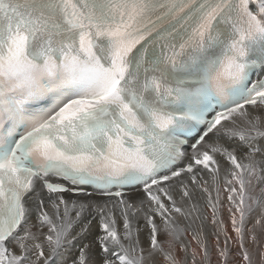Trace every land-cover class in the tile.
<instances>
[{"label":"snow or ice","instance_id":"obj_1","mask_svg":"<svg viewBox=\"0 0 264 264\" xmlns=\"http://www.w3.org/2000/svg\"><path fill=\"white\" fill-rule=\"evenodd\" d=\"M0 264H264V0H0Z\"/></svg>","mask_w":264,"mask_h":264}]
</instances>
